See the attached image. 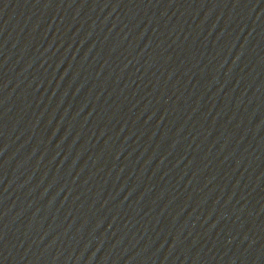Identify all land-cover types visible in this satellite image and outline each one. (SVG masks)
<instances>
[{
	"label": "water",
	"instance_id": "1",
	"mask_svg": "<svg viewBox=\"0 0 264 264\" xmlns=\"http://www.w3.org/2000/svg\"><path fill=\"white\" fill-rule=\"evenodd\" d=\"M0 264H264V0H0Z\"/></svg>",
	"mask_w": 264,
	"mask_h": 264
}]
</instances>
